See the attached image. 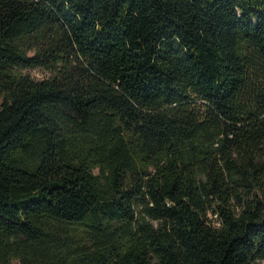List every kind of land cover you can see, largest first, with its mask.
Here are the masks:
<instances>
[{"label":"trees","instance_id":"16d2710c","mask_svg":"<svg viewBox=\"0 0 264 264\" xmlns=\"http://www.w3.org/2000/svg\"><path fill=\"white\" fill-rule=\"evenodd\" d=\"M0 264H264V0H0Z\"/></svg>","mask_w":264,"mask_h":264},{"label":"rangeland","instance_id":"374dc122","mask_svg":"<svg viewBox=\"0 0 264 264\" xmlns=\"http://www.w3.org/2000/svg\"><path fill=\"white\" fill-rule=\"evenodd\" d=\"M27 72L31 73V75L36 79H44L49 77L50 75L49 71L44 68H35V69L27 70Z\"/></svg>","mask_w":264,"mask_h":264}]
</instances>
